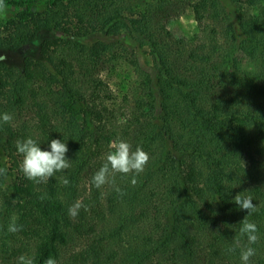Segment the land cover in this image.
<instances>
[{"label":"trees","instance_id":"1","mask_svg":"<svg viewBox=\"0 0 264 264\" xmlns=\"http://www.w3.org/2000/svg\"><path fill=\"white\" fill-rule=\"evenodd\" d=\"M46 1L41 12L7 0L21 11L0 30V114L13 115L0 123L11 162L0 165V264H241L228 251L248 214L237 194L256 205L250 264H264V0ZM187 9L198 31L176 37L168 24ZM131 37L154 56V77ZM28 137L42 150L62 140L72 166L27 180L15 142ZM118 139L150 155L135 186L117 176L122 196L91 183ZM77 200L87 210L73 218Z\"/></svg>","mask_w":264,"mask_h":264},{"label":"clouds","instance_id":"2","mask_svg":"<svg viewBox=\"0 0 264 264\" xmlns=\"http://www.w3.org/2000/svg\"><path fill=\"white\" fill-rule=\"evenodd\" d=\"M8 11L7 0H0V18H5ZM13 115L10 113L0 114V123L11 124ZM17 153L22 157L20 163V171L24 177L37 184H47L49 179L56 176L57 173H63L72 166V161L67 158L68 147L65 142L60 139H53L49 144L50 150H42L37 140L28 137L15 142ZM150 155L143 150L142 147L133 146L123 140H113L109 144V151L104 157V162L95 171L91 177L92 185L97 189H103L109 186L119 195H124V190L117 184V176L130 178V184H137V177L140 176L148 165ZM7 169L0 168V175H6ZM60 183L63 186H68L70 181L67 177H60ZM42 195L40 199H44ZM234 203L240 209L247 210V216L242 220L241 227L235 235L232 246L228 249L232 252L240 249L241 264H250L251 257L256 254V249L252 245L258 243L259 235L258 228L254 222H251L247 217L252 215L256 210V205L253 204V198L241 196L237 194L234 197ZM81 208L87 210L86 206L81 201L77 200L68 209L70 217H76ZM17 217H13L7 226V232L17 234L22 231L23 226L17 223ZM17 264H35L34 257L29 255H20L17 259ZM44 264H58L53 257H48Z\"/></svg>","mask_w":264,"mask_h":264},{"label":"rangeland","instance_id":"3","mask_svg":"<svg viewBox=\"0 0 264 264\" xmlns=\"http://www.w3.org/2000/svg\"><path fill=\"white\" fill-rule=\"evenodd\" d=\"M224 1L228 4V6L230 8L232 7L231 2H229V0H224ZM33 7H35L37 10H39L41 12H44L48 8V4H47L46 0H36V2H34V4H33ZM18 10H20V9L16 5L8 6V11H7L6 17L0 18V30H2L5 27L7 21L12 19V17L17 13ZM168 28L171 30V32L176 37L194 35L198 31V26H197L193 11L191 9L185 10V12L181 16H177L176 18L172 19L169 22ZM45 36L46 35H42V37H45ZM42 37H40L38 39V41H40L42 39ZM128 42L130 43L131 47L136 50V53L138 54L139 61H140L142 68H144L146 71L150 72L152 74V76L154 77L156 75V71H157L156 67H155L156 61H155L154 56L151 54V52L147 48V46L143 45L141 43L140 39L135 38V37L134 38L133 37L128 38ZM28 53L36 54L37 49H34L30 52L22 51L20 53V55H17L15 53H8V54H6V58L4 60H8L12 63H18L20 56L23 54H28ZM2 54H3V52L0 51V55H2ZM113 81H115V79H113ZM114 86H115V84H114ZM122 88H124V90H127V86L122 87ZM128 91L129 90L122 92L120 89L119 93L121 95H124ZM0 148H1V142H0ZM2 155H3V152L1 153V156ZM10 164H11V162L7 156H2L0 158V165L9 167ZM5 183H6V185H8V183H9L8 180H6ZM7 195H9L8 191L6 193H0V205L2 204V202H1L2 198H6Z\"/></svg>","mask_w":264,"mask_h":264}]
</instances>
